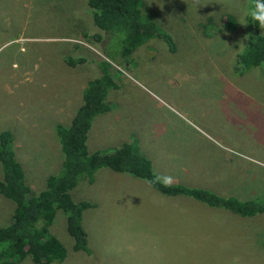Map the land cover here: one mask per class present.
<instances>
[{"label": "rangeland", "instance_id": "rangeland-1", "mask_svg": "<svg viewBox=\"0 0 264 264\" xmlns=\"http://www.w3.org/2000/svg\"><path fill=\"white\" fill-rule=\"evenodd\" d=\"M141 4L171 37L173 51L153 38L121 63L113 56L117 41L84 37L97 30L85 0H0V132L13 135L25 183L39 191L59 171L54 127L69 125L85 83L100 75L90 61L100 59L118 71V87L107 92L111 110L91 124L86 154L135 138L153 174L172 177V184L239 200L264 196V72L239 74L237 62L251 0ZM226 16L231 32L223 28ZM65 55L87 60L71 67ZM70 194L92 204L82 214L89 252L71 251L56 213L49 231L66 250L59 264H264V214L244 218L161 196L106 168ZM13 207L0 195V226ZM18 264L34 263L25 256Z\"/></svg>", "mask_w": 264, "mask_h": 264}, {"label": "trees", "instance_id": "trees-1", "mask_svg": "<svg viewBox=\"0 0 264 264\" xmlns=\"http://www.w3.org/2000/svg\"><path fill=\"white\" fill-rule=\"evenodd\" d=\"M142 0H85L92 26L97 30L88 35V41L99 43L106 36V44L117 41L116 54L124 60L149 39H157L173 51L171 37L154 22L152 10L141 4ZM251 9L255 0H251ZM141 10H145L143 15ZM232 17L226 16L223 28L231 32L234 25ZM248 34L237 62L241 67L239 74L250 68L260 67L264 72V35L259 33V25L250 20ZM87 35V36H86ZM240 51V50H239ZM104 52V50H103ZM68 66L83 64L87 57L81 55L64 56ZM100 75L88 80L80 96V105L74 111L69 125H55L54 133L61 153L59 171L45 177L43 187L33 191L25 183L21 164L16 160L13 150V135L7 130L0 132V195L13 204L10 221L0 226V264H18L29 256L34 264H59L66 250L51 235L49 229L56 213L64 219L65 230L72 240V252L88 253L86 235L82 228V214L92 206L87 201L74 202L71 191L82 180L91 184L94 175L104 168L131 178L144 181L148 187L165 197H186L208 208L224 209L234 215L248 218L264 214V196L254 195L246 200L233 196H221L203 188L180 184L165 186L163 183L151 184L155 175L150 161L141 153L137 140L111 148V151L95 150L85 153V141L94 119L111 110L107 92L117 88L118 71L107 62L91 59Z\"/></svg>", "mask_w": 264, "mask_h": 264}, {"label": "clouds", "instance_id": "clouds-1", "mask_svg": "<svg viewBox=\"0 0 264 264\" xmlns=\"http://www.w3.org/2000/svg\"><path fill=\"white\" fill-rule=\"evenodd\" d=\"M250 17L252 20L256 21L261 28H264V0H255V8L245 14L243 19V24L246 23L245 18ZM243 46V45H242ZM173 178L170 176H155L151 184L163 183L165 186H171Z\"/></svg>", "mask_w": 264, "mask_h": 264}, {"label": "crops", "instance_id": "crops-1", "mask_svg": "<svg viewBox=\"0 0 264 264\" xmlns=\"http://www.w3.org/2000/svg\"><path fill=\"white\" fill-rule=\"evenodd\" d=\"M140 149V148H139ZM124 176H127V175H124ZM127 177H129V176H127ZM129 178H131V177H129ZM132 180H137V179H134V178H131ZM138 182H140V180H138ZM141 182H143V181H141ZM148 186V185H147ZM154 192V191H153Z\"/></svg>", "mask_w": 264, "mask_h": 264}]
</instances>
